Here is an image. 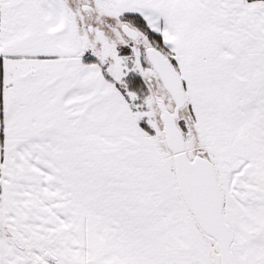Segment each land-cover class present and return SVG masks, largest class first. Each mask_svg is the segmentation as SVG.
<instances>
[{"label": "snow or ice", "instance_id": "obj_1", "mask_svg": "<svg viewBox=\"0 0 264 264\" xmlns=\"http://www.w3.org/2000/svg\"><path fill=\"white\" fill-rule=\"evenodd\" d=\"M0 264H264V0H0Z\"/></svg>", "mask_w": 264, "mask_h": 264}]
</instances>
